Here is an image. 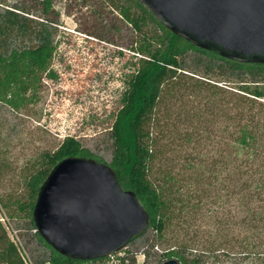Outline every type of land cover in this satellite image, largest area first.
Returning <instances> with one entry per match:
<instances>
[{"label": "rangeland", "instance_id": "rangeland-1", "mask_svg": "<svg viewBox=\"0 0 264 264\" xmlns=\"http://www.w3.org/2000/svg\"><path fill=\"white\" fill-rule=\"evenodd\" d=\"M52 1L47 16L42 0H0V53L36 45L43 32H49L56 45L50 64L55 74H43L39 88L27 93L24 106L15 109L0 100V220L27 264H40L51 253L31 225L30 175L43 164L44 155L55 152L67 136H75L95 157L111 162L109 130L134 61V30L112 3L130 0ZM8 9L25 18L23 28L7 18ZM199 61L203 63L197 65ZM206 62L209 57L190 51L183 72L196 77L212 74L223 86L241 79L231 74H251L231 71L225 65L204 73ZM242 78L249 79L248 75ZM218 99L220 113L214 108ZM228 99V93L212 96L208 89L164 94L152 120L153 134L160 138L154 144L158 151L152 177L172 201L171 218L163 236L147 229L106 263L121 264L125 257L129 264L134 257L135 264H163L179 258L168 257L167 252L175 250L188 264H264L263 195L249 199V190L242 189V183L251 179L245 173L250 158L239 157L248 162L240 172L239 160L228 151V167L211 165L219 148L228 150L231 140ZM256 161L255 168L262 160ZM205 168L207 182L199 184L193 170ZM170 171L174 179H168ZM216 171L219 175L214 176ZM200 187L208 189L205 199L198 209L191 208L186 204L188 194Z\"/></svg>", "mask_w": 264, "mask_h": 264}, {"label": "trees", "instance_id": "trees-1", "mask_svg": "<svg viewBox=\"0 0 264 264\" xmlns=\"http://www.w3.org/2000/svg\"><path fill=\"white\" fill-rule=\"evenodd\" d=\"M42 1L43 13L48 16L53 1ZM112 3L113 7L119 10V14L132 26L135 39L131 45V51L134 52L132 56L134 61L131 62L133 68L128 73L127 87L121 95L109 130L112 139V160L109 165L116 172L122 187L125 184L126 187L123 188L136 192L144 203L150 214L148 229H153L159 236H163L171 218L172 201L165 194L163 186L152 177L153 163L158 151L154 149V144L160 143V138H156L153 134L152 120L155 119L156 109L164 94L174 93L176 90L208 89L212 91V96L221 92L229 94L231 99H228L230 105L226 116L230 121L231 130L228 129L230 131L228 135L231 140L228 143V150L223 146L219 148V154L213 158L211 165L228 167V162L225 161L228 151V154H233L235 160H239L236 166L240 168L237 172H240L243 170L242 167H247L248 162L245 158L239 159V157L246 155L250 158V167H247L249 172L245 170V173H248L251 179L242 183V189L249 190V199L263 195L262 200H264V177H262L264 175V102H259L260 99H264V74H255L264 72V63L235 61L223 57L216 49H204L192 44L158 22L139 0H130V3L121 1H112ZM6 14L7 18L16 25L24 27L25 18L18 12L8 9ZM55 51L56 45L50 39V33L43 32L40 33V41L36 45L0 53V100L15 109L24 106L29 100L27 93L31 89L36 91L39 88L43 74L47 72L50 75L55 74L50 69ZM190 51H197L209 57L210 62L205 63L204 73H210L214 67L225 65L231 71L251 74H231L232 77H241V79L234 85L225 83L224 86L219 84L218 80L211 78L212 74H204L200 77L187 74L183 72L187 70L183 62ZM217 60L223 63H217ZM202 63L203 61H199L197 65ZM244 75H248L249 79H243ZM214 101L217 103L214 108L219 109L220 113L222 110L220 99ZM259 105L261 107H258ZM187 134L188 141H191L192 135L189 132ZM69 156H86L101 160L95 157L90 149L84 147L75 136H67L55 152L44 155L43 164L30 175L27 182L32 197L31 225L37 237L51 250L50 256L43 259L40 264H109L106 261L114 255L92 260L67 257L52 248L36 230L33 210L40 187L53 167ZM259 158L262 161L255 168V162ZM202 159V165L206 166V159ZM206 172V168L202 171L193 170L199 184L207 182ZM213 175H219V171L214 172ZM167 177L174 179L173 172H168ZM252 187L257 188L259 192L255 193V188ZM207 191L208 189L200 187L199 191L189 193L186 204L198 209L197 206L201 207ZM183 207L187 206L183 205ZM167 255L177 256L183 264H188L187 259L175 250H170ZM121 259L119 262L126 264V258ZM135 263L136 259L131 257L129 264ZM0 264H27L1 220Z\"/></svg>", "mask_w": 264, "mask_h": 264}, {"label": "water", "instance_id": "water-1", "mask_svg": "<svg viewBox=\"0 0 264 264\" xmlns=\"http://www.w3.org/2000/svg\"><path fill=\"white\" fill-rule=\"evenodd\" d=\"M153 17L192 44L239 62L264 63V0H139ZM36 230L74 259L111 256L150 226L136 192L124 189L113 168L96 158L59 161L40 187ZM163 264H181L170 258Z\"/></svg>", "mask_w": 264, "mask_h": 264}]
</instances>
